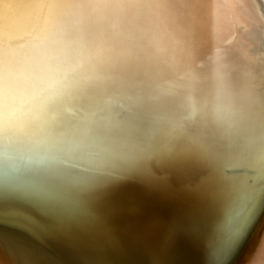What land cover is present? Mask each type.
Wrapping results in <instances>:
<instances>
[{
	"label": "bare ground",
	"instance_id": "6f19581e",
	"mask_svg": "<svg viewBox=\"0 0 264 264\" xmlns=\"http://www.w3.org/2000/svg\"><path fill=\"white\" fill-rule=\"evenodd\" d=\"M0 264H264V0H0Z\"/></svg>",
	"mask_w": 264,
	"mask_h": 264
},
{
	"label": "water",
	"instance_id": "95a60500",
	"mask_svg": "<svg viewBox=\"0 0 264 264\" xmlns=\"http://www.w3.org/2000/svg\"><path fill=\"white\" fill-rule=\"evenodd\" d=\"M20 232H22V231H20ZM22 235L23 236H21V237H25V238H27L28 239V235H30V234H28V233H25V232H22ZM19 236V235H18ZM30 238H31V236H30Z\"/></svg>",
	"mask_w": 264,
	"mask_h": 264
}]
</instances>
